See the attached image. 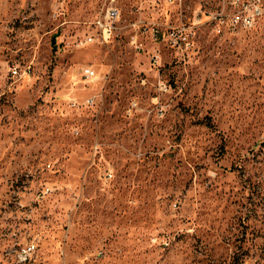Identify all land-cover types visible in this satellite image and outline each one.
I'll return each instance as SVG.
<instances>
[{"label":"rangeland","instance_id":"obj_1","mask_svg":"<svg viewBox=\"0 0 264 264\" xmlns=\"http://www.w3.org/2000/svg\"><path fill=\"white\" fill-rule=\"evenodd\" d=\"M231 1L0 0V264H264V0Z\"/></svg>","mask_w":264,"mask_h":264},{"label":"built area","instance_id":"obj_2","mask_svg":"<svg viewBox=\"0 0 264 264\" xmlns=\"http://www.w3.org/2000/svg\"><path fill=\"white\" fill-rule=\"evenodd\" d=\"M262 0H232L231 5L236 11L233 13H228L227 11L217 12L213 19L217 21L219 25H228L229 30L233 31L240 27H249L251 26L257 18L261 16V6ZM120 16L119 9L117 7H111L108 9L106 15L103 18L97 20V26L101 35V40L103 42L113 36L117 28V22ZM222 29V28H219ZM172 34L178 36L179 32L173 30ZM87 42H93L94 37L90 36L87 38ZM83 43V42H82ZM80 43L79 45H81ZM83 74L85 77L90 78L96 74V70L90 66L83 68ZM166 88V85H164ZM163 87V88H164ZM27 249H31L28 247ZM26 249V250H27Z\"/></svg>","mask_w":264,"mask_h":264}]
</instances>
